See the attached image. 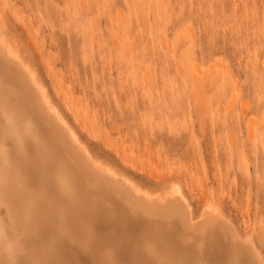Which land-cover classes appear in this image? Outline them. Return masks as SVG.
Segmentation results:
<instances>
[{"label": "rangeland", "instance_id": "1", "mask_svg": "<svg viewBox=\"0 0 264 264\" xmlns=\"http://www.w3.org/2000/svg\"><path fill=\"white\" fill-rule=\"evenodd\" d=\"M0 29L98 159L264 255V0H0Z\"/></svg>", "mask_w": 264, "mask_h": 264}, {"label": "bare ground", "instance_id": "2", "mask_svg": "<svg viewBox=\"0 0 264 264\" xmlns=\"http://www.w3.org/2000/svg\"><path fill=\"white\" fill-rule=\"evenodd\" d=\"M10 47L0 29V264H264L218 209L196 219L179 185L152 193L98 159Z\"/></svg>", "mask_w": 264, "mask_h": 264}]
</instances>
